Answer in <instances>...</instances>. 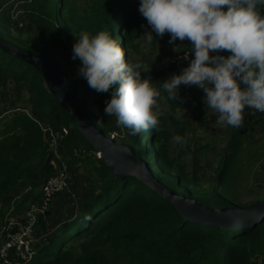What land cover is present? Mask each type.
<instances>
[{
  "label": "trees",
  "instance_id": "obj_1",
  "mask_svg": "<svg viewBox=\"0 0 264 264\" xmlns=\"http://www.w3.org/2000/svg\"><path fill=\"white\" fill-rule=\"evenodd\" d=\"M8 1L0 0V38L37 54L55 56L65 74L79 79L78 95L87 82L78 74L80 61L71 59L73 31L84 28L92 34L109 32L122 45L126 62H130L128 48L138 46L134 41L146 21L138 11L139 0H92L86 4L83 0H25L21 10L26 20L23 28L12 19L10 10L3 8ZM163 36L166 42L169 33ZM149 62L145 73L150 83L168 98L159 86L155 59ZM177 63L176 58L168 67L172 69ZM10 88L15 97H10ZM191 89L189 92L179 86L176 100L168 98L171 113H160L158 127L145 131L147 148L144 131L130 135L123 127L125 142L134 147L156 178L177 194L217 208H248L264 200L259 196L244 204L235 191L240 166L247 165L244 157L259 159L262 155L252 148L257 129H264L263 113L245 114L239 129L226 125L227 137L220 148L197 140L193 149L186 142L183 146L188 149L177 144V154L170 155L171 123L179 125L176 132L184 138L186 131L184 122L173 116L176 108H185L194 119L206 124L199 107L202 89L195 85ZM79 97L86 103L90 118L103 126L104 120L97 118L94 106ZM0 102V205L6 203L9 216L23 215L28 201L39 202L41 186L64 163L74 179L81 166L90 173L93 193L72 214L56 224H51L52 215H39L37 230L41 238L32 264H264V218L249 227L234 229L185 219L177 207L137 176L117 179L111 174L112 167L97 155L65 106L50 92L43 71L1 47ZM15 102L23 106L14 109ZM10 110L15 112L4 119L3 113ZM244 110L252 111L247 107ZM105 133L108 135V130ZM207 149H217L220 154L206 177L202 158ZM21 183L40 185V189L11 201Z\"/></svg>",
  "mask_w": 264,
  "mask_h": 264
},
{
  "label": "clouds",
  "instance_id": "obj_2",
  "mask_svg": "<svg viewBox=\"0 0 264 264\" xmlns=\"http://www.w3.org/2000/svg\"><path fill=\"white\" fill-rule=\"evenodd\" d=\"M138 11L150 26L149 41L153 33L167 32L169 44L190 42L188 65L160 85L169 99L176 100L181 84L195 85L216 123L236 129L243 127L245 107L264 113V0H139ZM74 35L71 59L80 61L78 74L89 88L110 93L104 114L114 116L130 135L155 130L160 91L141 76L149 66L126 62L107 31ZM172 142L183 147L186 141L176 134Z\"/></svg>",
  "mask_w": 264,
  "mask_h": 264
},
{
  "label": "rangeland",
  "instance_id": "obj_3",
  "mask_svg": "<svg viewBox=\"0 0 264 264\" xmlns=\"http://www.w3.org/2000/svg\"><path fill=\"white\" fill-rule=\"evenodd\" d=\"M87 2H92V0H83L82 4H86ZM25 0H9L5 5L4 9H9L10 14L13 16V20L19 21V26H26V20L24 19V15L21 10H23ZM140 34L136 37L135 43H139L138 46H130L128 48V60H130L131 63L140 62L143 64V55L146 54V62H148V66H150V62L155 59L156 66L155 70L159 72V86L161 85L162 81L167 79L170 74L177 73L179 74L182 68L186 67L190 60L188 59L189 56H192L191 53H188L190 49V42L185 39L184 41H175L173 44H169V38H167V41L165 42L164 36H156L155 33L152 35L151 41H149L145 35L146 32L151 31L150 26L147 24V21H145L140 29ZM81 31H87L84 28H78L73 31V36L71 43L75 42V34H79ZM12 32L14 34H18L17 30L12 27ZM118 37V36H117ZM119 44V43H118ZM120 47L122 48V45L120 44ZM188 53V54H187ZM187 54V59H185V55ZM178 59V63L176 66L172 69H170L168 66L171 64L175 59ZM148 59V61H147ZM142 61V62H141ZM145 62L144 66H147ZM79 63H77V66H79ZM153 73V70L152 72ZM142 78L147 77L145 72L141 73ZM180 86L183 87V89L191 92L192 85L186 86L181 84ZM11 96L15 97V93H13V90L10 88ZM81 97L85 98L88 102L89 106H94V112L98 119L104 120V125L101 126L102 129L105 131L108 130V135L110 137H113L119 144H127L125 141L127 140V136L125 134V130L123 126H118L116 124V118L114 116H106L104 114V108L105 107V100L108 99L110 93L109 92H103L98 93L95 90L88 87L87 83L84 84L83 90L79 94ZM108 96V97H107ZM102 100V104L99 101ZM3 106V103L0 102V108ZM23 106L19 103H14L13 107L16 109L17 107ZM157 107L159 110V113L164 114L165 116H169L171 113V105L167 98V96L164 93L160 94L159 99L157 100ZM199 107L201 109V118L206 121V124L203 125L200 123L199 119H194V116L192 113L187 111L185 108H176L175 112L173 113V116L182 120L186 127L185 131V141L186 144H190L191 149L195 148L197 145V140L199 142H209L211 143L214 148H220L226 137V124H217L216 123V114L213 112L212 109L206 108L204 101L202 100L199 103ZM15 111L10 110L5 113H3V118L6 119L8 115L13 114ZM179 127V125H175L174 123H171V137H170V155L175 156L177 154V144L172 142L173 135H176V128ZM254 146L252 148V151L255 153L262 154L259 159L253 158V155L250 156L251 158H248L247 156L244 157V163L247 164L245 166H240V171L237 173V179H236V193L237 198L242 199L240 202L244 204H248L250 200H253L254 198H257L259 196H264V129L258 128L257 132L255 134L254 139ZM144 147L147 148L149 146L148 142V135L147 132L144 131ZM129 145V144H128ZM184 147V146H183ZM185 149H188L187 147H184ZM220 151L207 149L205 151V155L202 158V164L206 168L205 170V176L207 177L209 174H211L210 169L215 166L216 161L219 157ZM98 155V154H97ZM210 162V167L207 166V162ZM56 166V165H55ZM58 168V166H56ZM60 173H64L67 177L68 184L67 186L58 191L51 200V205L47 213L44 217L50 216L51 217V224L60 222L63 218L66 216H69L74 212V210L79 206L81 201L87 197L91 196L93 191L91 189V186L89 185V178L90 173L89 170L81 166L77 170L76 178H72L70 175V170L67 167V164H63L62 168H59V170L51 175L55 176ZM46 175H42L41 177L45 179ZM42 179V180H43ZM43 182V181H42ZM20 189L18 193L15 194V196L11 199V201H17L21 197L25 196L28 193H32L34 191H38L40 189V185L38 187H35L33 185L21 183ZM30 204V203H29ZM6 203H2L0 205V225L4 221L6 216ZM5 214V215H4ZM4 215V216H3ZM55 216H59V218L53 220ZM53 220V222H52ZM40 233L37 230L36 239H40ZM1 240H0V247H1ZM33 262V261H32ZM32 262L30 264H32ZM1 263V260H0Z\"/></svg>",
  "mask_w": 264,
  "mask_h": 264
},
{
  "label": "water",
  "instance_id": "obj_4",
  "mask_svg": "<svg viewBox=\"0 0 264 264\" xmlns=\"http://www.w3.org/2000/svg\"><path fill=\"white\" fill-rule=\"evenodd\" d=\"M0 47L43 71L50 92L65 106L81 134L101 153L103 161L112 167L111 174L117 179L121 180L127 175L137 176L177 207L185 219L234 229L249 227L264 218V200L248 208L210 207L163 185L152 173L150 166L137 155L134 147L119 144L90 118L86 103L77 94L81 88L79 79L65 74L59 68V60L55 56L34 53L2 38Z\"/></svg>",
  "mask_w": 264,
  "mask_h": 264
},
{
  "label": "built area",
  "instance_id": "obj_5",
  "mask_svg": "<svg viewBox=\"0 0 264 264\" xmlns=\"http://www.w3.org/2000/svg\"><path fill=\"white\" fill-rule=\"evenodd\" d=\"M223 51L220 52V54ZM215 54L211 53L210 55ZM189 60L192 56H189ZM245 114L255 112L243 110ZM258 112V111H256ZM262 113V112H259ZM264 114V113H263ZM66 131V129H64ZM101 156L100 152H97ZM68 184L64 173L50 176L41 186V200L30 202L23 215L8 216L0 225V264H30L38 253L36 248L39 215H45L53 196Z\"/></svg>",
  "mask_w": 264,
  "mask_h": 264
},
{
  "label": "crops",
  "instance_id": "obj_6",
  "mask_svg": "<svg viewBox=\"0 0 264 264\" xmlns=\"http://www.w3.org/2000/svg\"><path fill=\"white\" fill-rule=\"evenodd\" d=\"M29 203H30V201H28V202L25 204V206H28ZM25 206H24V208H25ZM5 214H6V216H9V215L11 214V212L9 213V212L7 211ZM5 214H4V215H5ZM4 215H3V216H4Z\"/></svg>",
  "mask_w": 264,
  "mask_h": 264
}]
</instances>
